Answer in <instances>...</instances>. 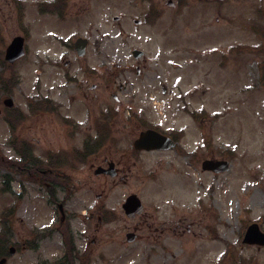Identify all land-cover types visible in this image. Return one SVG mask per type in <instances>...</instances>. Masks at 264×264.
I'll use <instances>...</instances> for the list:
<instances>
[{"label":"rangeland","instance_id":"1","mask_svg":"<svg viewBox=\"0 0 264 264\" xmlns=\"http://www.w3.org/2000/svg\"><path fill=\"white\" fill-rule=\"evenodd\" d=\"M11 1L0 0L3 44L17 33L16 26L21 28L25 20L32 21L27 54L12 65L4 63L3 52L0 54V162L17 157L9 147L13 125L4 119L8 106L3 104V98L13 99L15 109L6 115L17 127L15 134L27 139L34 152L39 153L46 144L68 145L84 133L94 132L93 119H97L103 103L114 104L111 94L115 93L123 106L133 102L131 108L163 131H182L181 150L142 151L133 155L135 159L129 151L139 125L122 110L111 119L116 141L111 144L113 148L99 153L98 161L120 155L122 148L128 154V163L112 178L97 176L88 166L72 171L79 179L81 194L87 192L84 181L95 183L91 196L100 189L97 182L107 181L109 185L104 204L111 213L108 222H102L99 232L94 233L96 242L88 243L92 250L89 264H211L221 235L232 234L243 207L249 205L253 215L264 210V0H227L222 4L180 0L176 7L160 0L158 8L163 12L154 14L152 23L134 21L142 17L148 0H73V14L67 20H74L78 33H89L92 40L99 42V49L106 51L89 52L76 62L92 64L97 74L88 77L87 83L81 82L78 96L81 98L85 89L89 95L86 101L79 103L76 98L72 108L62 106V110L76 114L72 117L81 133L72 140L66 137L69 126L62 124L58 116L47 114L44 118L26 104L28 99L38 98L44 86L45 77L41 81L36 72L41 56L46 53L49 60L57 56L54 52H41V24L46 22L50 30L54 18L35 14L41 8V0H17L22 2V10L16 25L13 8L19 4L13 6ZM31 45L36 52H30ZM132 49H141L143 59H135ZM68 57L73 60L72 55ZM46 66L49 71L54 69L50 61ZM47 82L63 85L60 78ZM158 82L166 85L165 93ZM91 83L96 88H88ZM56 96L64 100V91ZM83 105L91 108V115L85 117L84 112L89 111ZM187 110L203 112V117H193ZM219 152L228 157L231 168L220 178L202 172L199 160L207 155L219 156ZM0 172L8 171L0 166ZM1 186L0 179V252H6L9 244L17 246L12 254L7 251L2 264L56 261L60 237L53 231L47 236L40 234L55 220L51 210L45 213L40 192L24 195L23 190L20 198L16 196V182L12 183L14 194L4 193ZM129 193L140 197L145 214L152 216L155 225L171 218L169 224L189 223L191 231L161 238V246L154 244L148 233L146 238L128 243L125 229L135 220L124 214L121 203ZM31 198H35L32 203ZM15 204L14 213L5 216L3 210ZM83 219L79 213L73 222L75 237H80L76 230L86 231ZM152 230L150 227L148 232ZM164 240L170 241V249H163ZM78 245L82 249L85 242Z\"/></svg>","mask_w":264,"mask_h":264},{"label":"flooded vegetation","instance_id":"2","mask_svg":"<svg viewBox=\"0 0 264 264\" xmlns=\"http://www.w3.org/2000/svg\"><path fill=\"white\" fill-rule=\"evenodd\" d=\"M152 1L153 0H148L149 5L145 7L142 17L134 19V21L136 20V23H144V20L152 23V20L155 17L154 14L159 16L161 12H163L158 8V3L160 4L162 0H154L155 2ZM198 1L204 4L210 2L222 4L227 0ZM165 2L166 5L171 7L175 5L176 7V4L180 2V0H165ZM16 3L19 4V6L13 8V21L16 25H18V22H20L19 19L21 18L20 10L22 9L20 8L22 6L20 5L22 2L17 0H13V2L11 1L13 6L16 5ZM39 5L41 8L35 13L36 15L38 14L43 17L52 16L54 18L53 28L50 30L46 28V22L43 21L41 24L43 27V34H41L43 41L41 52H54L57 56L52 58V60H49L51 58H48L46 53L41 56L42 58L39 60L40 69H36V72L40 74L41 81L42 77H45L42 82L44 86L38 94V98H30L31 100L30 103H27V108L29 107L31 110L32 104L35 103L36 105H39V109L37 110L40 116H43L44 118L47 114L58 116L60 119L59 121L62 124L69 126L66 137H69V139L72 140L75 135H79L81 133L78 129H76L79 125L72 117L73 113L62 110V108L70 105L72 108V103L76 100V98L79 103L80 100L83 99L86 101L89 95L85 89L82 91V97L80 98L78 96L80 95V88L82 87L81 82L87 83L88 77L96 76L97 74V70L92 64L78 65L76 62L86 58L89 52H104L106 50L101 51V49H99V42L92 40L89 33H78L74 20H67L68 15L73 14L71 12L73 0H41ZM30 21H32V19L25 20L24 25L21 24V28L16 26L17 33L10 39L9 42L3 44L2 39L0 38V54L3 52V59L7 46L11 40L13 38H17V36L23 38L24 52H28L30 46ZM61 27L65 28V31H62ZM134 50L135 49L131 50L132 56L137 60L139 58L143 59V51L139 49L140 52H133ZM31 51L36 52V50H32V45L30 47V52ZM77 52H84V54L80 56ZM68 55H72L73 60L69 59ZM49 61L54 68L51 71H49L46 66ZM135 70L137 73L140 71L138 66H136ZM83 76L87 78L83 80ZM53 78H60L63 85H57L56 82L49 85L47 81ZM110 79L111 76L109 80L106 79L107 82L105 84L109 85ZM49 86L54 88L50 90ZM159 86L162 93L167 91V87L163 82H160ZM88 88L94 89L96 88V84L91 83ZM61 90L64 91V100H61V97L56 96ZM53 91H55V94ZM111 98L113 99L114 104L110 102L103 103L102 108L99 112H97V119H93L94 132H86L81 135L79 139L77 138L78 141H70L71 143L68 145L62 146L59 144H46L39 153L34 152L33 146L29 141H27L28 143H24L18 147L11 146L10 144L9 147L16 152L15 154L17 157L12 159L7 158L6 162H2L4 160L0 162V166H4L8 171L0 172L2 185L1 190L4 193H15V190L12 187V183L14 182H16L19 186V190L16 194L17 197L21 198L20 193L23 190L25 192L24 195H27L28 192L31 191L40 192L39 197L40 200L44 201L43 208L45 213H48L51 210L52 214L55 216L54 222H50L47 224L46 228H42L40 234L41 236H47V234L51 231L56 232L60 237V251L57 254L56 261L48 262L47 260H44L42 264H89L92 259V250L88 247V243L90 242L91 244H94L96 242L94 233L99 232V226L102 225V222H108V215L111 213V211L108 210L104 204V199L108 196L107 191L109 185L107 181L97 182L100 189L96 195L91 196L90 194L95 192V183L90 180L84 181L82 182V185L85 186L87 192L86 194H81V187H79V182L77 181L79 179L75 177L72 171L79 166H88L93 167L95 175H103L105 177L109 176L112 178L115 176H110L109 174L104 173L103 170L105 168L112 164V168L117 175L119 168L128 163V154L125 150L122 151V148H120V152H118L121 153L120 155L112 156L110 158L105 156L102 160L98 161L99 153H103L105 149L110 148L112 146L111 144L116 141L112 126L110 127L111 119L118 116L119 111L122 110L129 116H133L131 120L133 123L139 125L138 133L149 127H155L154 124L149 123L144 117H141L136 110L131 108V105L134 104L133 102H130L132 104L123 106L121 98H118L115 93L111 94ZM2 102L4 103V100H2ZM79 103L77 104L79 105ZM127 106H129L130 110H127ZM85 109L89 111L84 112L85 117L91 115V108ZM73 115L76 116L75 113ZM102 118H108V122H103ZM44 125L46 127V122H44ZM166 134L175 142L170 149L180 151L181 148L179 146V140L175 139L178 135L176 136L172 133ZM96 135L99 137L97 140L98 142L93 139ZM142 151L145 150L135 149L132 146L129 153L132 157H134V154ZM189 154L193 155L192 152H189ZM219 154V156L207 155L199 160L202 172L208 171L219 178L221 177L224 172L218 173L213 170H204L202 168L203 161L205 160L228 159V157L224 156L222 152H219ZM92 158L97 160V162H93ZM96 169L98 170V173L95 172ZM83 186L82 189L84 190ZM77 197L81 200H77ZM33 199L35 198H31L29 202L32 203ZM78 204L83 211L81 209H79L80 212L77 210ZM16 206L17 205L15 204L14 206L4 209L3 214L8 216V214L14 213ZM241 211L243 214L239 216V218H236V225L233 228L232 234L230 236L227 234L221 235L220 247L219 249L217 248L218 250L216 252L215 259L211 262V264H264V210L259 212L257 215H253L250 206L248 205ZM79 213H81L84 218L83 224L86 228V231L84 229L76 230L81 239L80 237H75L72 230L73 222ZM145 213L146 210L144 208L142 212L131 217L134 218L133 220L135 221H132L133 224L129 226V228L126 227L124 235L126 237L128 232H133L131 235L132 239L128 243H133L139 238L144 239L148 236V233L154 238V242H156L154 244L161 246V238L167 236L173 238L176 234L182 236L186 234V232L191 231L192 225L189 223L178 225L169 224L171 218H167V220L164 219L162 220L164 222L161 221L155 225L157 222L151 218L152 216H148ZM148 217L151 220H149ZM95 222H97V224H95ZM150 227H153L154 230L148 232L150 231ZM250 227L252 229L251 233H249ZM257 227L263 235L256 234ZM146 229L148 230L146 231ZM84 242V247L80 249L78 244L81 243L82 245ZM162 244H164L162 245L163 249H170V241L164 240ZM10 246L14 248V252L17 248L16 244H9L7 249L8 254ZM7 251L0 252V264L5 261ZM158 253L159 251L155 252V255ZM153 264H156V262L153 261Z\"/></svg>","mask_w":264,"mask_h":264},{"label":"water","instance_id":"3","mask_svg":"<svg viewBox=\"0 0 264 264\" xmlns=\"http://www.w3.org/2000/svg\"><path fill=\"white\" fill-rule=\"evenodd\" d=\"M21 39L20 38H14L12 40V42L10 43V45L7 47L6 49V53H5V57L6 59H8L9 61H13L15 58L19 57L20 55H22V50H21ZM160 136L153 132L152 130H147L145 132H142L140 134V137L134 142V145L136 147H146V148H150V147H158L160 145L156 146V140H160L158 139ZM211 161H207L204 163V167H209L210 165L212 167H214L212 164H210ZM219 165L224 164L225 162H217ZM214 165H216V163H214ZM123 208L125 209L126 213L128 215H131L133 212L132 211H139L141 210V203L139 201V199L136 197V195L132 194L130 196L127 197L125 203L123 204ZM13 248H11V251Z\"/></svg>","mask_w":264,"mask_h":264}]
</instances>
